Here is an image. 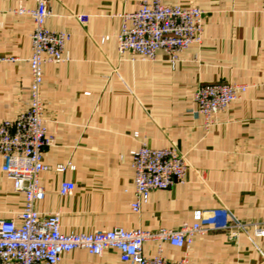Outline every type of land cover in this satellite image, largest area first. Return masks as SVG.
<instances>
[{"label": "crops", "instance_id": "crops-1", "mask_svg": "<svg viewBox=\"0 0 264 264\" xmlns=\"http://www.w3.org/2000/svg\"><path fill=\"white\" fill-rule=\"evenodd\" d=\"M155 0H49L47 27L70 36L68 61L43 67L42 97L48 170L40 175L41 214L61 212L65 234L97 230H178L197 212L208 230L185 251L166 244L164 257L192 264H264V0H157L165 6L204 11L202 42L172 64L164 52L154 60L118 52L124 17ZM35 0H0V124L31 104L33 20L19 14ZM76 16H86L82 24ZM245 85L247 91L207 127L197 114L200 86ZM142 144L174 147L189 169L182 184L151 192L139 213L131 153ZM0 220H16L25 196L2 172ZM57 172L58 166H68ZM62 183L74 185L60 195ZM242 224L237 230L234 225ZM185 253H187L185 255ZM143 254L157 255L148 242ZM60 264H125L115 249L102 256L75 250Z\"/></svg>", "mask_w": 264, "mask_h": 264}, {"label": "built area", "instance_id": "built-area-1", "mask_svg": "<svg viewBox=\"0 0 264 264\" xmlns=\"http://www.w3.org/2000/svg\"><path fill=\"white\" fill-rule=\"evenodd\" d=\"M36 8H20L19 14L33 20L32 56L29 60L32 85L31 104L27 112L11 121L0 124V155L2 172L12 181L14 189L25 196L24 210L16 220H0V264H60L65 254L84 250L90 255L102 256L115 249L125 264H192L185 256L170 262L163 255L166 244L189 250L194 239L208 229L202 225V214L194 215L192 224L185 223L178 230L162 229L156 233L141 229L97 230L91 234H65L61 231V212L41 214L36 204L45 198L40 175L48 170L43 162L45 149L55 143V138L45 127L42 97L43 67L69 60L65 47L70 39L66 33H54L47 27L51 17L49 0H35ZM204 11L194 7L165 6L159 1L144 2L137 11L124 17L118 37V52L130 53L143 61L154 60L164 52L172 64L179 54L194 44L202 42ZM82 23L86 16H76ZM245 85L212 84L197 88L194 102L197 114L206 120L207 127L214 117L226 111L247 91ZM135 173V200L131 210L139 213L151 192L169 190L185 181L189 164L185 155L176 148L153 149L146 144L131 153ZM68 166H58L64 172ZM74 190L71 183H62L60 195L68 196ZM244 225L237 224V230ZM263 226V225H262ZM255 225L257 237H264V227ZM148 242L157 244V255L147 258L143 254ZM187 253H185L186 255Z\"/></svg>", "mask_w": 264, "mask_h": 264}]
</instances>
